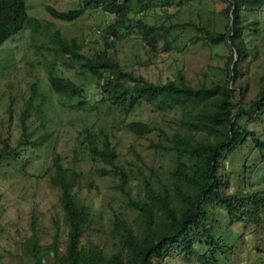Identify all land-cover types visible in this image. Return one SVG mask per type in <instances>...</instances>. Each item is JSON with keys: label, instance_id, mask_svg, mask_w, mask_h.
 Listing matches in <instances>:
<instances>
[{"label": "trees", "instance_id": "16d2710c", "mask_svg": "<svg viewBox=\"0 0 264 264\" xmlns=\"http://www.w3.org/2000/svg\"><path fill=\"white\" fill-rule=\"evenodd\" d=\"M130 1L79 0V6L64 10L39 3L50 17L47 21L29 13L26 0H0V48L25 32L28 50L24 64L30 71L42 68L62 105L69 109L90 106L83 88L89 73L101 91L100 100L124 117L145 103L161 115L172 113L178 126L168 134L152 120L123 121V126L139 138L159 131L163 141H150L149 145L169 151L174 164L167 172L168 182L160 187L156 188L151 179L145 180V195L128 201L136 214L128 220L121 212H114L109 230L96 225L90 205L81 194L82 181L91 190L92 180L63 166L58 154L46 173L48 184L57 190L60 205L57 217L51 218L53 233L49 241H41L45 235L40 233V220L34 210L25 227L7 218L0 193V238L8 242V247L0 244V249L15 258V264H167L179 255L191 258L195 264L215 263L217 254L227 257L226 250L233 252L234 248L224 242L222 234L216 235L215 227L221 219L227 220L226 228L231 230L235 222L264 227V189L253 183L256 168L264 161V133L252 126L263 123L254 112L264 109V74L255 75L258 90L248 101L244 100L247 84L234 87L238 77L251 73L259 52L254 41L263 31L264 0H222L226 3L222 9L226 18L223 30L197 27L196 38L212 44L223 42L228 50L226 80L211 84L188 83L180 70L174 78L153 80L120 64L116 53L110 52L120 28L134 27L140 40L156 51L161 41L169 44L168 28L174 26L145 21L150 10L165 6L163 0H136L135 14L139 16L134 19L129 15ZM90 8L113 12L114 17L100 35L102 47L86 54L82 52L83 41L66 37L51 19L72 22ZM30 54L31 59L27 57ZM244 63L248 65L246 71L241 68ZM62 66L74 69V79L64 75ZM27 89L25 96L19 88L12 91L10 83L2 92L4 113L7 120L17 121L20 134L16 145L7 137L0 139V174L4 166L20 160L27 150L39 149L49 138L48 131L41 133L47 126L42 119L44 95L38 91L37 81ZM32 117H36L35 127L30 125ZM108 134L103 133L98 142L97 135L86 126L77 139L92 159L110 166L101 167V172L118 174L123 184L127 173L115 162L117 153ZM248 140L260 153V160L241 163L238 174L242 186L234 189L230 179L234 171L229 169L228 159ZM217 207L223 218L218 216ZM3 255L0 251V264H6Z\"/></svg>", "mask_w": 264, "mask_h": 264}, {"label": "rangeland", "instance_id": "374dc122", "mask_svg": "<svg viewBox=\"0 0 264 264\" xmlns=\"http://www.w3.org/2000/svg\"><path fill=\"white\" fill-rule=\"evenodd\" d=\"M165 6L157 5L149 11L145 18L147 23L173 24L168 28V43L161 41L157 50H152L142 42L135 33V28H120L118 40L114 49L120 64L127 68H134L137 72L145 74L153 80L174 78L180 70L188 83L197 84L204 82H224L226 80V60L228 50L223 42L212 44L202 38H196L203 25L208 29L222 31L226 22L222 9L226 5L222 0H163ZM28 12H33L38 17L49 20L42 5L49 3L58 9H69L79 6V0H26ZM130 18L139 16L135 14L138 9L136 0L130 1ZM114 17L113 12L107 14L101 8H90L72 22L51 19L54 27H59L68 37L83 41L82 52L92 53L103 45L100 36ZM263 31L256 37L255 43L259 52L254 58V64L249 74H243L235 81L238 84H247L248 90L244 93V100L248 101L256 94L258 83L255 75L264 74V23ZM15 36L8 44L0 48V139L7 137L12 145H16L20 134L17 121L7 120L4 113L5 102L3 91L11 83L12 91L19 88L25 96L29 91L27 87L32 81H37L38 91L44 95L43 120L46 128L41 133L48 131L49 138L39 149L27 150L20 160L12 161L11 165L3 167L0 174V193L5 206V216L12 218L16 224L27 226L31 210L35 211L40 220V233L45 235L41 241H49L53 233V216L57 217L60 205L57 201V190L47 182V171L51 166L52 158L58 154L65 167L88 176L92 180V189L88 190L85 181H82L80 191L90 205V212L105 230H109L114 212H121L128 220L136 214L137 210L129 204V200H138L145 195V180L151 179L158 188L162 183L168 182L167 172L173 167L174 157L169 151L155 150L149 145L150 141H163L159 131H154L144 137H136L123 126V121L143 120L155 122L168 134L177 128L176 119L171 114L161 115L148 104H141L130 112L129 116L122 113L107 102L100 100L101 91L97 87L96 79L87 73L84 83V94L89 105H78V109H69L58 100L48 84V80L41 67L28 70L24 64L27 41ZM50 55L48 52L46 53ZM30 59L31 54L27 55ZM49 57V56H48ZM64 75L74 79V69L62 66ZM248 69L247 63L241 67ZM33 77H31V76ZM20 104V103H19ZM85 106V107H84ZM263 119L264 109L254 112ZM31 127L36 126V117L30 120ZM263 123H253L257 132L264 133ZM88 127L91 133L97 135L98 142L103 138V133H109V139L117 153L115 162L127 173L126 181L122 184L118 174L101 172V167L109 168L100 160H94L83 151L77 135L78 132ZM263 126V127H262ZM24 150V146L21 148ZM260 153L253 148L252 140H248L240 150H234L228 159L229 169L234 171L230 177L232 188L242 186L239 176L242 162L252 164L259 162ZM22 167V171L17 168ZM153 172V173H152ZM255 187L264 189V161L259 162L253 177ZM210 200L206 201L208 208ZM218 216L223 218L221 210ZM227 220L221 219L216 225L215 232L222 234L224 242L233 245V252L227 251V257L217 254V262H202L200 264H264V227L254 226L250 223L235 222L233 230L226 228ZM12 233H15L10 228ZM0 244L8 247V242L0 238ZM4 254L2 261L6 264H15L17 260L11 255ZM17 251V250H14ZM175 257V256H173ZM167 264H195L193 260L183 255L174 258Z\"/></svg>", "mask_w": 264, "mask_h": 264}]
</instances>
